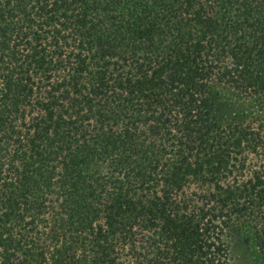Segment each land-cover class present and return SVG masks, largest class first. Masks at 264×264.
Instances as JSON below:
<instances>
[{
  "label": "trees",
  "instance_id": "trees-1",
  "mask_svg": "<svg viewBox=\"0 0 264 264\" xmlns=\"http://www.w3.org/2000/svg\"><path fill=\"white\" fill-rule=\"evenodd\" d=\"M248 243L264 264V0H0V264Z\"/></svg>",
  "mask_w": 264,
  "mask_h": 264
},
{
  "label": "rangeland",
  "instance_id": "rangeland-1",
  "mask_svg": "<svg viewBox=\"0 0 264 264\" xmlns=\"http://www.w3.org/2000/svg\"><path fill=\"white\" fill-rule=\"evenodd\" d=\"M212 91L217 95L218 97V102L223 105L224 107L228 108L229 111H235L232 107H234V104L240 105L241 110L249 113L255 110L254 106H252L249 103L243 102L241 100H238L235 96H233L228 90L219 87V86H215ZM228 106V107H227ZM223 107V108H224ZM231 112V111H230ZM232 113V112H231ZM247 246V245H246ZM243 250L240 254L238 253V251ZM234 250L232 249V257H233V261L232 264H244L246 262V260H244L245 258L248 260L249 256H252V247L250 246V244L248 243L247 248L240 249V250Z\"/></svg>",
  "mask_w": 264,
  "mask_h": 264
}]
</instances>
